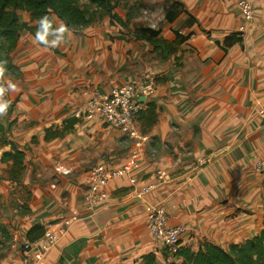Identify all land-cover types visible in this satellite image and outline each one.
Listing matches in <instances>:
<instances>
[{
	"label": "crops",
	"instance_id": "crops-1",
	"mask_svg": "<svg viewBox=\"0 0 264 264\" xmlns=\"http://www.w3.org/2000/svg\"><path fill=\"white\" fill-rule=\"evenodd\" d=\"M178 1L192 38L174 56L158 59L146 41L109 17L45 47L34 42L37 21L19 13L33 31L21 32L13 53L21 76L6 78L19 91L5 95L12 108L0 118V158L9 150L4 137L25 151V160L19 183L0 161V223L23 241L33 226L54 229L77 216L39 264H142L150 253L157 264H181L147 228L148 211L157 205L170 225L186 226L181 247L193 251L205 242L227 250L264 230V168L257 166L264 160V0H250L253 18L242 41L230 46L225 39L244 25L236 0ZM175 25L164 28L166 40ZM132 79L142 108L152 102L159 109L158 122L144 134L139 185L154 183L159 171L168 181L138 196L127 176L118 177L109 198L89 209V171L133 162L140 155L134 141L98 116L80 118L50 141L45 129L82 116L95 91L107 95ZM144 86L150 91L142 93ZM22 258L20 247L9 249L0 264Z\"/></svg>",
	"mask_w": 264,
	"mask_h": 264
},
{
	"label": "trees",
	"instance_id": "trees-1",
	"mask_svg": "<svg viewBox=\"0 0 264 264\" xmlns=\"http://www.w3.org/2000/svg\"><path fill=\"white\" fill-rule=\"evenodd\" d=\"M130 0H0V60H7V71L5 79L8 76L20 77L21 71L13 61V53L18 45L21 32L24 29L31 30L26 23L20 21L19 13L27 12L31 21H38L42 16L55 18L53 28H56V22L60 21L69 27L71 31H81L87 27L102 21L109 17L111 22L118 23L124 28H128L129 21L134 18L127 13V18L123 19L116 12L117 6L123 4L125 10L130 8ZM181 2L175 0L172 2V10L166 11L165 20L172 23L178 16V8H181ZM191 20H194L191 17ZM160 29H154L149 26H142L136 29L134 37L137 40L146 41L151 47L152 52L160 51L166 56L175 55L178 47L184 44L192 33H183L181 30H174L170 40L160 36ZM123 38L122 35L116 36ZM243 35L240 32L228 36L223 46H230L242 41ZM177 59V58H176ZM7 99V96H5ZM12 107L9 108L11 110ZM159 118V109L155 103L149 102L145 107L139 110L137 122H140L142 134H146L157 122ZM80 118L71 117L65 119L61 126H53L45 129V141L64 137L76 124ZM0 130H2V121L0 119ZM2 142L9 145V150L3 152L0 161L9 164L7 170L11 182L19 183L20 176L24 170L25 151L20 149L14 141H7L2 138ZM23 206V205H22ZM45 228L33 226L29 229L27 237L29 240H36L42 237ZM12 235L9 227L0 223V260L8 252ZM176 256L183 258L181 264H264V230L258 235L247 239L243 243L231 244L229 248L222 247L210 242H205L198 251H193L189 247H181ZM142 264H157L156 256L153 253L143 258Z\"/></svg>",
	"mask_w": 264,
	"mask_h": 264
},
{
	"label": "built area",
	"instance_id": "built-area-1",
	"mask_svg": "<svg viewBox=\"0 0 264 264\" xmlns=\"http://www.w3.org/2000/svg\"><path fill=\"white\" fill-rule=\"evenodd\" d=\"M244 25L239 27V32L243 35L246 29L245 24L253 18V6L250 0H236ZM139 83L132 79L128 83L114 87L107 95L95 91L86 102L84 114H78V118L85 117L93 119L100 117L102 123L120 131L134 141L135 154L137 158L131 163L123 164L120 167H108L96 165L89 171L86 183L85 200L88 208L93 209L96 205L103 203L109 198L108 187L111 182L118 178L127 176L132 186L136 187L135 192L138 196H144L168 181L167 173L159 171L154 183L140 184L139 170L141 165V153H143L144 143L147 138L142 134L137 115L142 109L138 92ZM142 93L150 91L147 86L141 89ZM258 168H264V160L258 163ZM77 216L64 219L62 225L57 228H47L42 237L36 240L25 239L20 241L17 237L12 238L9 248L22 250V264H39L46 252L53 248L65 235L66 228ZM169 214L163 206H152L147 214L146 225L155 238L160 239L162 246L167 252L176 255L181 248L182 236L187 228L184 225H170Z\"/></svg>",
	"mask_w": 264,
	"mask_h": 264
},
{
	"label": "rangeland",
	"instance_id": "rangeland-1",
	"mask_svg": "<svg viewBox=\"0 0 264 264\" xmlns=\"http://www.w3.org/2000/svg\"><path fill=\"white\" fill-rule=\"evenodd\" d=\"M175 0H130L128 2L129 5V9L128 12L127 10H125V8L123 7V4L117 6V8L115 9V12H120L122 14L125 15V19L127 18V13H130L133 15L134 18H132L129 21V26L128 29L129 33L132 34V32H134L136 29L142 27V26H149L152 27L154 29H160V36L162 38H164L163 36V30L164 28L168 27V25L170 23H167L165 20V14L166 11H170L172 10V2ZM178 1V0H177ZM182 4L181 8H178V16L175 19L174 22H172L171 24H176L175 25V29L176 30H181L183 33L184 32V28L186 25V20H188L189 18H187V9L185 7V5ZM185 18L183 21L182 19ZM190 21V19L188 20ZM101 21L97 22L96 24H99ZM174 31V30H173ZM239 32V31H238ZM134 36V33H133ZM192 35L187 39V41L185 42L186 44L191 40ZM153 53V57L158 58H162L164 57L163 54L158 51V52H152ZM174 56V55H171ZM169 56V57H171Z\"/></svg>",
	"mask_w": 264,
	"mask_h": 264
},
{
	"label": "clouds",
	"instance_id": "clouds-1",
	"mask_svg": "<svg viewBox=\"0 0 264 264\" xmlns=\"http://www.w3.org/2000/svg\"><path fill=\"white\" fill-rule=\"evenodd\" d=\"M55 18H49L45 15L36 22L38 27L35 33L34 42L44 45L45 47H58L64 41V34L67 32L71 35L69 27L61 23L58 27L53 28ZM53 39H49V37ZM7 60H0V118L8 115L11 106L10 101L5 99V95L9 92H18V86L10 79H5L7 71Z\"/></svg>",
	"mask_w": 264,
	"mask_h": 264
},
{
	"label": "water",
	"instance_id": "water-1",
	"mask_svg": "<svg viewBox=\"0 0 264 264\" xmlns=\"http://www.w3.org/2000/svg\"><path fill=\"white\" fill-rule=\"evenodd\" d=\"M143 101H144V99H143V98H141V99H140V102H141V103H143Z\"/></svg>",
	"mask_w": 264,
	"mask_h": 264
}]
</instances>
